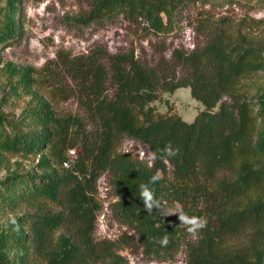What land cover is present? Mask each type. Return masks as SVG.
Returning a JSON list of instances; mask_svg holds the SVG:
<instances>
[{"label": "trees", "instance_id": "obj_1", "mask_svg": "<svg viewBox=\"0 0 264 264\" xmlns=\"http://www.w3.org/2000/svg\"><path fill=\"white\" fill-rule=\"evenodd\" d=\"M188 1L86 0L80 20L108 22L122 15L164 33ZM18 3L0 6V47L20 33ZM258 71H264V44L232 40L213 28L201 46L173 48L154 65L126 53L88 59L75 72L90 128L77 116L57 115L41 98L18 120L0 113V156H38L34 174H12L0 183V208L42 201L61 208L0 223V264H30L33 257L43 264H129L117 243L138 244L149 260L174 258L182 245L178 222L156 210L147 213L138 193L137 186L157 172L161 178L151 187L163 203L211 209L205 208L207 225L198 239L186 244L185 264H264V91L247 99L239 88ZM20 80L36 97L26 73ZM179 87H188L203 105L191 121L150 105L161 91ZM124 138L150 150V165L118 151ZM169 144L178 154L162 157ZM73 149L76 157L64 167ZM101 175L116 197L114 219L132 232L117 241L94 238ZM165 234L167 245L154 242ZM233 236L245 238L240 247L226 246Z\"/></svg>", "mask_w": 264, "mask_h": 264}, {"label": "rangeland", "instance_id": "obj_2", "mask_svg": "<svg viewBox=\"0 0 264 264\" xmlns=\"http://www.w3.org/2000/svg\"><path fill=\"white\" fill-rule=\"evenodd\" d=\"M18 1L20 33L8 45L0 47V113L10 120L20 119L23 111L34 104L37 98H41L57 115L77 116L90 128L88 114L80 100L84 88L75 70L91 57L105 59L109 54L126 53L154 65L161 58L168 59L173 48L189 51L201 46L213 28L222 29L232 40L264 44V0H190L175 10L172 29L164 33L154 32L143 20L135 21L122 15L108 22L102 20L86 24L80 20L88 9L86 0ZM5 2L6 0H0V6ZM22 73L29 77L31 90L36 97L33 98L25 90L20 80ZM239 88L244 97L253 99L264 91V71L243 78ZM150 105L161 114L177 113L186 121L193 120L203 108L191 96L188 87H179L172 92L161 91ZM118 151L129 153L149 165L153 160L152 153L145 145L130 138H124ZM67 157L68 164L75 159L74 153L69 151ZM37 158L38 156L35 159H25L1 155L0 183L12 174H34ZM221 177L219 174L217 178ZM96 187L101 207L96 215V241H117L123 233H126L125 236L132 234L111 213V205L116 197L107 184L105 175L99 177ZM174 203L164 204L171 208ZM181 205L190 215L206 219L209 215V211H206L210 209L209 206ZM38 212L54 214L61 212V208L47 201L36 205L29 202L17 203L13 209L4 206V209L0 208V223ZM167 218L178 222L182 242L174 258L149 260L138 244L122 246L117 243L118 253L129 264H185L186 244L198 239L199 233L195 236L188 234L184 226L180 225L177 215ZM244 240L243 236L229 237L226 246L237 248ZM30 264L43 263L33 257Z\"/></svg>", "mask_w": 264, "mask_h": 264}, {"label": "clouds", "instance_id": "obj_3", "mask_svg": "<svg viewBox=\"0 0 264 264\" xmlns=\"http://www.w3.org/2000/svg\"><path fill=\"white\" fill-rule=\"evenodd\" d=\"M179 149H173L172 146L166 145L162 150V157H174L178 154ZM151 158V157H150ZM161 178L160 173H155L147 183H140L138 187L139 197L143 202L144 209L147 213H153L156 210L162 216L177 215L180 225L184 226L186 232L195 236L200 230L206 227L207 220L205 217L198 215H190L184 211L183 206L179 202H175L171 208L166 207L165 204L156 197L155 190L151 185L158 182ZM155 243L167 245L169 237L167 234L154 238Z\"/></svg>", "mask_w": 264, "mask_h": 264}, {"label": "built area", "instance_id": "obj_4", "mask_svg": "<svg viewBox=\"0 0 264 264\" xmlns=\"http://www.w3.org/2000/svg\"><path fill=\"white\" fill-rule=\"evenodd\" d=\"M69 152H70V153H74V155H75V151H74V150H71V151H69ZM75 157H76V156H75ZM75 157H74V158H75ZM64 166H65V167H68V163H65Z\"/></svg>", "mask_w": 264, "mask_h": 264}]
</instances>
